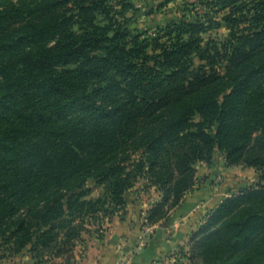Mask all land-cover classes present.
<instances>
[{
  "label": "trees",
  "instance_id": "obj_1",
  "mask_svg": "<svg viewBox=\"0 0 264 264\" xmlns=\"http://www.w3.org/2000/svg\"><path fill=\"white\" fill-rule=\"evenodd\" d=\"M110 1L0 0V238L38 264L47 249L71 264L86 218L107 200L110 219L125 211L140 178L163 194L154 225L217 149L264 173V0H220V43L185 20L143 39L127 26L134 5ZM90 181L105 199H86ZM263 181L209 217L194 264H264Z\"/></svg>",
  "mask_w": 264,
  "mask_h": 264
},
{
  "label": "rangeland",
  "instance_id": "obj_2",
  "mask_svg": "<svg viewBox=\"0 0 264 264\" xmlns=\"http://www.w3.org/2000/svg\"><path fill=\"white\" fill-rule=\"evenodd\" d=\"M251 1L252 0H242L240 4H250ZM117 2L118 0H111L110 4L114 5V7L118 10L120 8H118ZM129 2L134 5V9L125 11V17L128 19L127 26L132 30V32L141 34L143 39L148 37L157 38L159 35L164 36L166 34V27L170 26L173 22H181L184 20L191 23L201 22L206 28H208L202 35L205 42L215 40L220 43L223 42L229 35V30L226 28L223 20L228 14V10H221V6L219 4L220 0H129ZM103 23H105V21H103ZM163 40L166 41L167 38H164ZM196 64H200L198 59H196ZM216 152L218 153L219 158L223 155L226 160V156L223 152L219 149H217ZM213 162L210 163V165H212ZM238 172L239 173H234L233 178H239L241 176L240 174L243 172V184L235 185V187H233L227 196L224 197L223 201L215 208V210L233 195L238 194L243 190L256 187L264 178V173H258L256 171L258 175L255 181H252V171L239 168ZM223 182L224 177L222 175H219L214 179V184H216V186H222ZM197 184L198 181L196 183V187ZM154 188L157 189V187L151 186L149 179L145 177L140 178L136 182L135 187L127 192V199L130 200L133 198H139L141 194L157 198L158 193H154ZM86 190H89V195L86 197L87 200L99 198L105 199L107 197L106 187L97 181L88 182ZM157 192L161 194V199L155 206L162 201L163 196L162 192L158 189ZM181 206L182 204L176 209L168 211L166 218L159 223L154 225L151 224V227H153L152 237H159L162 245V251L158 256V260L155 261L156 264H194V261L191 259V255L193 246L196 242L195 237L204 228L209 218H207L195 231H189L186 235V233H183V231L178 229L175 225V220H177L179 215H181V210L179 209ZM215 210H213L212 214ZM105 212H109V214L107 213L106 215ZM114 212L115 210L113 205L107 200V204L101 208L100 213L87 217V231L83 232L82 240L77 243V246L81 245L86 238H89L94 234H100V232L103 231V223L107 219H110L111 214ZM123 214L124 210H121L117 214L115 213V216H123ZM145 225L148 226L150 224L145 223ZM196 239L199 240L200 238L198 237ZM165 244H168L166 245L168 246L167 249L163 248L166 247L164 246ZM12 246V243H6L4 238H0V260L13 255V251L11 249ZM45 253L47 256L44 264H67L66 262L64 263L62 259L55 258L50 249H47ZM196 262L199 264H207L201 258L196 259ZM72 263L73 260L71 261V264Z\"/></svg>",
  "mask_w": 264,
  "mask_h": 264
},
{
  "label": "crops",
  "instance_id": "obj_3",
  "mask_svg": "<svg viewBox=\"0 0 264 264\" xmlns=\"http://www.w3.org/2000/svg\"><path fill=\"white\" fill-rule=\"evenodd\" d=\"M239 168L252 171V181H255L258 175L255 169L228 167L225 157L222 155L219 158L217 152L212 165L197 164L198 184L179 208L181 215L175 220L178 229L187 235L209 218L232 188L243 184V172L239 178H233L234 173H239ZM219 175L224 177L222 186L214 184V179ZM155 192L158 193L157 198L141 194L139 198L128 200L125 196L127 204L123 216L107 219L100 234L86 238L77 246L72 264H156L162 251L161 239L152 237L153 227L145 225L149 211L161 199L156 188ZM0 264L38 263L30 248H26L17 255L1 259Z\"/></svg>",
  "mask_w": 264,
  "mask_h": 264
},
{
  "label": "water",
  "instance_id": "obj_4",
  "mask_svg": "<svg viewBox=\"0 0 264 264\" xmlns=\"http://www.w3.org/2000/svg\"><path fill=\"white\" fill-rule=\"evenodd\" d=\"M160 233V232H159Z\"/></svg>",
  "mask_w": 264,
  "mask_h": 264
}]
</instances>
